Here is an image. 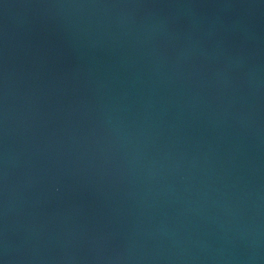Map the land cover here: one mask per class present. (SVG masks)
I'll use <instances>...</instances> for the list:
<instances>
[{"label":"water","instance_id":"obj_1","mask_svg":"<svg viewBox=\"0 0 264 264\" xmlns=\"http://www.w3.org/2000/svg\"><path fill=\"white\" fill-rule=\"evenodd\" d=\"M0 264H264V0H0Z\"/></svg>","mask_w":264,"mask_h":264}]
</instances>
